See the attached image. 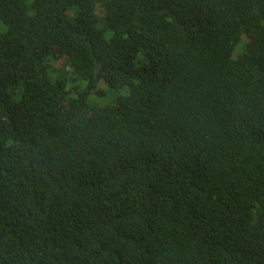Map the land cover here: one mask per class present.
Returning <instances> with one entry per match:
<instances>
[{
  "label": "trees",
  "instance_id": "1",
  "mask_svg": "<svg viewBox=\"0 0 264 264\" xmlns=\"http://www.w3.org/2000/svg\"><path fill=\"white\" fill-rule=\"evenodd\" d=\"M0 264H264V0H0Z\"/></svg>",
  "mask_w": 264,
  "mask_h": 264
},
{
  "label": "rangeland",
  "instance_id": "2",
  "mask_svg": "<svg viewBox=\"0 0 264 264\" xmlns=\"http://www.w3.org/2000/svg\"><path fill=\"white\" fill-rule=\"evenodd\" d=\"M250 42V39L248 38V36H244L243 37V41L241 43V45L239 46L236 54H235V58L238 57L239 53L242 52L243 48H244V45L249 43ZM106 84L105 83H101L100 84V89L101 90H106ZM107 94L108 96L102 98V99H98L97 100V104L100 105V106H105V105H109L110 104V99H111V93L109 91H107Z\"/></svg>",
  "mask_w": 264,
  "mask_h": 264
}]
</instances>
